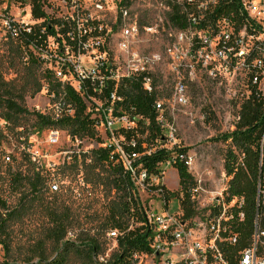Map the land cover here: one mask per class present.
<instances>
[{"label": "built area", "instance_id": "2783aa9c", "mask_svg": "<svg viewBox=\"0 0 264 264\" xmlns=\"http://www.w3.org/2000/svg\"><path fill=\"white\" fill-rule=\"evenodd\" d=\"M136 1L0 0V44L19 45L62 88L71 89L81 99L96 129H102L104 137L100 147L109 151L135 190L156 188L165 211L162 209L150 216L144 211L147 227L152 231L150 252L136 256L137 264H264V229L259 224V215L251 245L239 252L234 262L227 259L225 248L238 243V236L229 233V224L235 220L242 222L245 217L244 200L230 196L229 184L210 193L204 190L202 180L197 181L189 191L195 212L191 218L185 217L181 201L176 202V214L166 210L171 200L163 196L160 166L181 162L189 171L195 165V155L173 151L178 145L177 130L165 121L171 110L158 95L154 110L156 121L163 129L162 138L156 140L153 149L142 143L143 152L134 151L141 138L143 117L132 111L123 112L124 99L117 94V89L127 81L139 79L144 92L155 95L153 75L155 67L161 65L166 68L165 79L173 89L174 107L185 108L189 104L188 86L198 73L221 86L239 82L244 102L254 93L264 99V0H234L235 12L216 22L209 21L207 15L213 12L219 0H183V3L153 0L161 14L153 26H145L144 30L168 28L169 42L161 53L149 55L137 47L142 25L133 14L132 6ZM36 4L44 14L39 18L34 14ZM176 4L185 11L187 28L184 30L175 29L169 19ZM59 8L62 11L57 14ZM107 27L108 33L105 32ZM115 29H120V35L111 42L110 35ZM111 85L114 90L106 95ZM66 94L54 105L55 120L75 115ZM236 121H240V116ZM6 125L0 120V126ZM122 132L133 133L135 138L126 142ZM157 149L170 151L171 155L159 165L158 174L153 175L140 160ZM4 159L9 163L11 157L6 155ZM50 190L56 192L58 186L51 184ZM203 194L211 195L210 199L203 198ZM261 200L264 202V184L259 181L258 206ZM204 211H208L205 224L199 219ZM110 236L116 237L117 232H111ZM69 238H73L72 234ZM106 261L101 256L97 258L99 264Z\"/></svg>", "mask_w": 264, "mask_h": 264}, {"label": "rangeland", "instance_id": "374dc122", "mask_svg": "<svg viewBox=\"0 0 264 264\" xmlns=\"http://www.w3.org/2000/svg\"><path fill=\"white\" fill-rule=\"evenodd\" d=\"M175 2L183 3V0ZM53 6L57 7L58 3H53ZM132 8L133 14L139 18L142 25L137 47L146 55L161 53L169 42L168 28L154 29L152 32L144 30L145 26H153L156 17L161 14L156 10L154 1L137 0ZM61 11L59 8L56 13ZM109 31L107 27L105 32ZM119 35L120 29L113 30L110 35L111 42L117 40ZM9 49V42H1L0 75L5 82H13L16 88H21L24 83L31 80V74L34 79L35 73V79L41 84L42 91L35 96H25L23 104L29 114L20 117V128L9 129L7 125L0 126V200L5 202L10 210H14L18 207L21 197L29 192L26 182L15 184L14 175L21 173L26 177H32L34 170L43 174L48 173L45 176L47 194L58 196V201L61 202L60 211L67 209L74 216V222L68 228L72 239L75 241V238L81 237L85 232L93 236L99 216L97 214L107 212L101 207L106 200L104 198L106 188L87 185L86 172L81 163L84 157H93L92 152L100 148L99 144L89 135L73 138L66 130L47 128L38 130L34 114L53 117L54 105L62 99L63 94H60V91L58 94L50 93V83L42 66L35 71L32 69L29 73L27 58H24L26 56L16 55ZM155 72L153 78L158 98L171 110L165 121L177 130L176 148L195 155V165L189 170L194 183L202 180L204 190L210 193L228 187L231 177L227 176L224 164L231 142H225L222 136L233 132L237 126L236 118L240 115L244 103V92L238 88L239 82H232L231 86H221L209 81L204 74L198 73L195 81L188 86L189 104L185 108H179L172 104L173 89L165 79L166 68L160 65L155 67ZM2 112L3 107L0 106V115ZM96 132L100 138L104 137L101 128ZM140 134V140L143 142L148 134L143 125H140ZM262 142L264 143V136ZM145 145L153 149L156 144L145 142ZM6 155L11 157L9 163L4 159ZM160 170L163 175L160 183L164 189L171 195H177L180 190L177 171L166 165L160 166ZM51 184H56L58 191L51 192ZM175 195H172L166 210L176 214L178 212L176 202H180L182 195L174 197ZM112 196H115V191H112ZM202 196L206 200L211 197L204 194ZM134 198L149 216L162 209L165 211L160 203V196L152 187L136 189ZM2 212L3 209L0 207V213ZM202 214L199 219L205 224L204 218L208 211ZM51 226L42 207L34 204L19 220L8 225L7 236L3 238L8 242L9 253L6 255L0 246V264H4L5 261L26 264L30 259H34L35 263L37 259L34 257L38 254H43L50 260L54 259L57 256L56 247L48 239ZM115 239L116 237H111L110 234L100 239V256L106 260L117 251ZM76 242L80 244L79 241ZM262 248L264 255V245ZM67 256L66 264H88L82 253L69 252Z\"/></svg>", "mask_w": 264, "mask_h": 264}, {"label": "trees", "instance_id": "16d2710c", "mask_svg": "<svg viewBox=\"0 0 264 264\" xmlns=\"http://www.w3.org/2000/svg\"><path fill=\"white\" fill-rule=\"evenodd\" d=\"M129 1V0H127ZM234 0H219L218 5L212 13L207 15L209 21L216 22L230 12H235ZM37 2V0H33ZM34 14L37 18L44 14L40 11L39 6L35 5ZM169 19L172 26L177 30L187 28L185 11L181 5H174ZM205 28V25L202 26ZM11 52L27 58L29 73L32 69L35 71L41 66L29 53H25L21 47L13 42H9ZM24 54V55H23ZM2 61V58L1 60ZM34 73V72H33ZM31 74V80L24 83L21 88H16L13 82H5L0 75V106L3 112L0 119L7 123L9 129H18L20 117L29 114L24 107L25 96H35L42 91L41 84ZM48 78L50 93L66 94V100L75 109V115L72 118H63L55 120L51 116L34 114L36 117V127L38 130L54 129L66 130L73 138H83L89 135L97 143L102 144L101 138L96 132V124L90 120L86 114V106L81 99L69 88H62V85L54 77L46 72ZM114 90V86H109L105 92ZM117 94L124 99L121 105L123 112L132 113L143 117V125L147 131V137L142 142L137 140L138 147L136 152H143L142 143L156 142L162 138L163 129L156 121L157 114L154 110V101L156 95H148L142 89L140 80L127 81L126 85L117 89ZM240 121L236 129L222 136L225 142H231V147L227 150L224 170L229 182L228 193L230 196H236L244 200L243 213L245 215L242 222L235 220L229 224L230 235L238 236V243L234 246L225 248L227 259L234 262L239 252L248 248L252 243L257 215H259V224L264 229V202L260 201L257 205L259 181L264 184V99L258 94H253L250 100L244 102L240 110ZM143 134L145 132H142ZM125 141L129 142L135 138L133 133H123ZM175 153L185 152V150L174 149ZM93 157H84L81 167L85 170L87 176V185L104 186L106 188L105 201L101 205L106 213L97 214L98 221L95 224V234L89 236L87 232L81 237L75 238V241L69 238V226L74 222L69 210H61V202L58 196L47 194L46 174L34 170L32 177H26L21 173L15 174L13 181L15 184L26 182L29 186V192L21 197L19 205L14 210H10L6 203L0 200V207L3 212L0 213V246L4 249L6 255L9 253L8 242L3 238L7 236V227L15 220H19L26 214L34 204L42 207L51 223L48 239L54 243L57 256L50 260L43 254H38L34 259L26 261V264H66L68 253H82L88 260V264H99L97 258L100 256L101 246L100 239L113 231L117 232L116 243L117 251L107 259L105 264H137L136 256L150 252L149 240L152 231L147 227V220L142 206L137 202L135 189L129 178L124 174L122 167L116 164L108 150L100 147L93 151ZM171 152L157 149L150 156H143L140 163L147 169L150 174L157 175L159 165L170 159ZM89 160V164L87 161ZM172 167L177 171L179 178V192L174 197H180L182 209L186 218L194 216V207L191 202L189 191L194 186V179L189 173L187 167L176 162ZM156 190V188H154ZM115 191V196H112ZM163 196L168 201L172 195L163 190ZM227 237V235L225 236ZM77 241L80 244H76ZM82 245V246H81ZM82 249V250H80ZM4 264H18L16 262L5 261Z\"/></svg>", "mask_w": 264, "mask_h": 264}]
</instances>
